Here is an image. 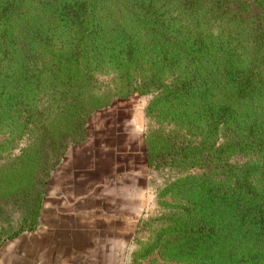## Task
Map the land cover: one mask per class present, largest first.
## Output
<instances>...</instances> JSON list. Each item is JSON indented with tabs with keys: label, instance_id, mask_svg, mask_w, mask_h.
<instances>
[{
	"label": "trees",
	"instance_id": "16d2710c",
	"mask_svg": "<svg viewBox=\"0 0 264 264\" xmlns=\"http://www.w3.org/2000/svg\"><path fill=\"white\" fill-rule=\"evenodd\" d=\"M24 2L0 0V96L5 91L11 102L8 119L22 113V127L31 122L29 129L44 138L38 104L21 101L12 78L37 72L33 60L48 48L50 93L78 112L69 133L44 148L41 173L15 207L3 209L0 246L36 227L48 174L64 147L86 131L84 117L93 105L76 94L105 61L129 80L126 90L153 92V107L184 129L179 143L173 141L178 135L164 132L165 150H150L149 163L177 155L203 167L174 180L181 202L168 239L190 245L209 264H264V0H129V21L106 14L102 0H41L48 19L33 23L21 14ZM86 60L94 63L83 69ZM189 132L198 138L191 140ZM219 133L223 144L206 143ZM237 153L245 159H233ZM14 208L18 215L10 217Z\"/></svg>",
	"mask_w": 264,
	"mask_h": 264
},
{
	"label": "rangeland",
	"instance_id": "374dc122",
	"mask_svg": "<svg viewBox=\"0 0 264 264\" xmlns=\"http://www.w3.org/2000/svg\"><path fill=\"white\" fill-rule=\"evenodd\" d=\"M40 1L25 0L21 12L24 21L33 23L36 19H48L46 16L48 12L45 9L41 10L43 4L40 5ZM128 3L129 0H102L100 5L109 16L117 15L121 20L129 21L131 15L127 12ZM50 59V49H41L32 63L33 69L37 72L31 73L29 78H26L27 76L24 74L15 73L12 78L14 91L24 96L20 100L29 102L28 104L31 106L38 104L40 111L37 113L39 116L37 123L43 124L44 138L36 128L29 129L32 127L31 122L27 123L24 128L22 127L20 122L23 117L22 113L14 120L13 117L8 119L7 110H9L11 102L4 98L3 93L5 91L1 92L0 216L5 214H1L3 209L15 207V199L21 197L23 192L28 189L31 179L36 174L41 173L38 170L46 160L43 157L44 148L47 147L51 150L52 146L59 140L60 135L69 133L78 112L76 106L73 108L50 93L52 85L49 84L47 71H45ZM93 63L89 60L83 61L81 68H90ZM36 78L39 87H34ZM125 86H130L129 80L120 72V69L103 61L101 65L96 66L91 85L80 90L76 96L79 97L82 94L88 97L87 99L93 105L87 116L84 117L82 127L84 130L86 129L85 135H87L90 128L89 122L93 117L101 112L113 114L134 127L140 141L139 147L147 164L143 192L139 197H136L141 208V214L133 231V241L126 264H209L210 260L199 261L201 256L195 255L196 252L192 250L190 245L173 243L168 239L171 228L176 225L175 219L171 218V215L181 202L177 193V186L173 185L174 180L187 173H200L203 171V167L199 169L191 166L189 162L181 160L177 155L174 156L173 160H169V157H165L164 161L161 159V164L149 163L148 153L150 150L161 149L162 152L165 150L164 146L168 142L164 132L170 131L178 135V138L174 137L175 140L173 141L179 143L185 137V134L182 135L184 129L179 127L177 120L171 118L169 113L164 114L163 112L166 111L153 107L155 105L153 104V92L140 94L126 90ZM12 102H18V94L15 95ZM14 109L16 108H10V111ZM152 130L158 131L153 135ZM195 131L191 130L196 134ZM191 132L187 134L190 135L191 140L198 138ZM84 133H81L79 138H75L64 147L62 157L55 164L48 177L57 170L71 149L83 142ZM156 134L158 135L156 136ZM208 142L218 145L219 143L223 144L224 139L219 133L217 139L211 136L207 139L206 143ZM245 157L241 153L232 156L238 161L245 159ZM157 159H160L159 156ZM15 209L8 211L10 217L18 215ZM6 216L7 214L0 219V240L6 224H3L2 220Z\"/></svg>",
	"mask_w": 264,
	"mask_h": 264
},
{
	"label": "crops",
	"instance_id": "0c3cea01",
	"mask_svg": "<svg viewBox=\"0 0 264 264\" xmlns=\"http://www.w3.org/2000/svg\"><path fill=\"white\" fill-rule=\"evenodd\" d=\"M47 179L35 228L4 240L0 264H126L144 154L127 121L101 112Z\"/></svg>",
	"mask_w": 264,
	"mask_h": 264
}]
</instances>
